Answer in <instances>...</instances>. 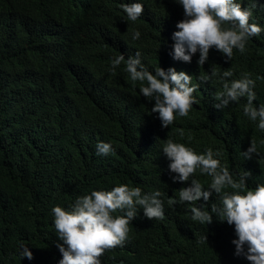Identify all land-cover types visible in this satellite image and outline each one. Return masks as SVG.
Returning a JSON list of instances; mask_svg holds the SVG:
<instances>
[{
  "label": "trees",
  "instance_id": "obj_1",
  "mask_svg": "<svg viewBox=\"0 0 264 264\" xmlns=\"http://www.w3.org/2000/svg\"><path fill=\"white\" fill-rule=\"evenodd\" d=\"M133 2L144 6L136 21L121 8ZM235 2L242 8L257 3L249 22L264 29V0ZM184 18L175 0H0V264H59L57 245L63 242L52 209L69 210L78 197L120 185L139 187L142 194L159 191L165 218L149 220L138 207L124 246L106 251L101 264H250L235 254L234 225L214 214L209 225L191 219L194 206L210 214L213 204L221 206L223 193L208 202L169 203L179 200L191 179L208 190L212 178L197 169L189 181L173 182L176 174L162 148L167 139L197 154L211 148L234 179L251 173L248 190L264 184V132L244 115L246 98L223 110L214 107L225 70L233 72L229 81L249 74L253 106H264V31L249 38L243 54L234 49L231 61L210 49L201 66L199 51L191 63L170 54ZM135 31L140 36L134 40ZM137 51L153 74L174 68L192 77L195 103L168 128L151 113L154 101L140 93V82L125 71ZM120 54L125 61L113 68ZM212 70L217 75L202 83L199 77ZM251 141L257 154L245 159ZM98 142L110 143L113 151L97 155ZM119 215L124 213H113ZM22 246L33 259L21 258Z\"/></svg>",
  "mask_w": 264,
  "mask_h": 264
},
{
  "label": "clouds",
  "instance_id": "obj_2",
  "mask_svg": "<svg viewBox=\"0 0 264 264\" xmlns=\"http://www.w3.org/2000/svg\"><path fill=\"white\" fill-rule=\"evenodd\" d=\"M175 2L182 5L185 18L176 24L179 30L173 33L175 43L170 54L174 60L191 63L192 56L199 51L198 64L203 66L208 60L209 50L215 48L231 61L234 49L243 54L249 38L258 37L264 31L258 24L249 22L253 15L252 9L257 7V3H253L251 8H242L235 0ZM121 8L130 21H136L144 12V6L139 2L124 3ZM139 36V31H135L132 38L135 40ZM139 57V51L135 57L129 56L125 71L131 81L140 82L143 97L149 102L154 101L151 113L158 114L161 126L168 128L173 125L177 115L187 117L195 103L193 93L196 87L191 84L192 77L174 68L166 72L159 67L153 74L143 67ZM122 61H125V56L120 54L113 60L112 67L119 66ZM216 75L212 70L210 75L199 79L203 83ZM232 76L231 70L223 71V91L215 93L214 98L218 103L214 107L223 110L231 103L246 98L244 115L253 122L258 120L257 126L264 132V106L259 109L253 106L256 100L253 91L255 81L247 73L243 74L242 79L229 81L228 78ZM145 82L146 86H143ZM96 148V154L101 156H107L113 151L112 145L106 142H98ZM162 150L170 161V172L176 174L172 177L173 182L189 181L197 169L212 178L208 190H204L198 180L191 179V186L180 190L179 200L170 199L169 203H194L201 198L208 202L213 193H223L221 206L213 204L211 214L203 210V205L192 207V221L209 225L213 222L214 214L220 222L234 225L238 237L232 241L236 247L235 254L245 256L250 264H264V184L248 190L247 179L251 173L246 172L238 180L234 179L228 168L222 167L220 161L214 158L211 148L203 154H197L192 148L167 139ZM253 154H257L255 141H251V146L242 153L245 159H251ZM229 189L231 191H227ZM160 196L159 191L142 194L139 187L120 185L110 191L94 190L78 197L69 210L54 207V228L59 240L63 242L57 245L62 254L59 264H101L100 257L106 251L124 246L128 239L129 224L136 218L138 207L143 209L144 216L149 220L165 218ZM117 211L124 215L113 216ZM20 256L22 259H33L28 246H22Z\"/></svg>",
  "mask_w": 264,
  "mask_h": 264
},
{
  "label": "bare ground",
  "instance_id": "obj_3",
  "mask_svg": "<svg viewBox=\"0 0 264 264\" xmlns=\"http://www.w3.org/2000/svg\"><path fill=\"white\" fill-rule=\"evenodd\" d=\"M22 2V1H21ZM14 3V2H13ZM8 4V3H7ZM19 6V5H18ZM155 7V6H154ZM14 8V7H13ZM158 9V8H157ZM13 12V11H12ZM11 23V22H10ZM12 29V28H11ZM172 33V32H171ZM70 40V39H69ZM73 44V43H72ZM68 46V45H67ZM58 47V46H57ZM71 50V49H70ZM60 52V51H59ZM59 54V53H58ZM65 55V54H64ZM57 61V60H56ZM55 61V62H56Z\"/></svg>",
  "mask_w": 264,
  "mask_h": 264
}]
</instances>
